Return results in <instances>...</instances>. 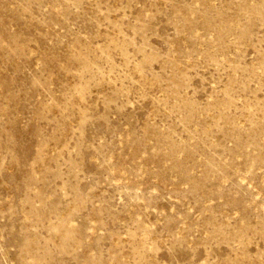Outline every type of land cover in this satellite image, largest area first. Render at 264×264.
<instances>
[{"label":"rangeland","instance_id":"374dc122","mask_svg":"<svg viewBox=\"0 0 264 264\" xmlns=\"http://www.w3.org/2000/svg\"><path fill=\"white\" fill-rule=\"evenodd\" d=\"M0 264H264V0H0Z\"/></svg>","mask_w":264,"mask_h":264}]
</instances>
